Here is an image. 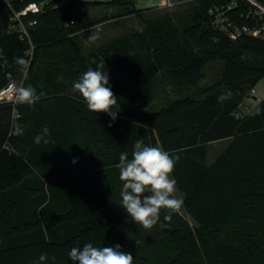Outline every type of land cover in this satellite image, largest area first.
<instances>
[{
	"label": "trees",
	"instance_id": "16d2710c",
	"mask_svg": "<svg viewBox=\"0 0 264 264\" xmlns=\"http://www.w3.org/2000/svg\"><path fill=\"white\" fill-rule=\"evenodd\" d=\"M229 1L195 0L154 14L134 0H0V89L15 81L44 93L33 105L17 102V134L11 103H0V264H39L42 253L45 264H75L70 249L89 242L120 244L133 264H264V98L235 115L264 77V39L232 38L212 24L209 9ZM30 3L43 9L23 17L35 24L22 39L9 26ZM95 4L119 7L115 17L135 16L143 27L83 53L75 35L96 21L78 11ZM246 12L239 4L227 15L239 27L261 25ZM18 57L29 61L26 70ZM212 60L223 64L220 77L198 85ZM98 64L120 106L111 126L72 89ZM159 77L175 97L152 108ZM225 90L231 98L218 102ZM257 107L260 114L250 115ZM45 126L48 143H35ZM226 138L230 144L208 165V144ZM139 139L180 155L173 175L193 225L177 210L167 227L144 229L120 206L116 165Z\"/></svg>",
	"mask_w": 264,
	"mask_h": 264
},
{
	"label": "clouds",
	"instance_id": "9594fccd",
	"mask_svg": "<svg viewBox=\"0 0 264 264\" xmlns=\"http://www.w3.org/2000/svg\"><path fill=\"white\" fill-rule=\"evenodd\" d=\"M95 39V37H93ZM18 65L26 70L29 61L24 57L16 59ZM12 99L19 103L33 105L40 101L43 92L37 93L35 87L17 84L10 85ZM72 89L78 92L87 108L96 113L103 112L110 117L111 122L117 119L120 112L118 97L112 90L109 72L104 70L102 64L89 67L73 83ZM232 93L225 90L218 97V102L230 99ZM261 109L257 107L250 115H259ZM50 129L45 126L36 135L35 143H48ZM180 155L165 150L162 146H152L137 140L133 145L131 158L128 152H122L119 156V179L122 181L120 190V206L135 224L144 229H151L156 225L167 227L165 221H171L172 214L183 206V198L178 197L177 180L173 175L176 163ZM78 158H73L76 163ZM166 214L161 220V210ZM69 258L75 264H133L134 257L129 251L123 249L120 244L114 246H94L93 243H85L82 247H72L68 253ZM48 260L46 253L39 257V264H45Z\"/></svg>",
	"mask_w": 264,
	"mask_h": 264
},
{
	"label": "rangeland",
	"instance_id": "374dc122",
	"mask_svg": "<svg viewBox=\"0 0 264 264\" xmlns=\"http://www.w3.org/2000/svg\"><path fill=\"white\" fill-rule=\"evenodd\" d=\"M50 1V0H48ZM57 6L66 3L68 0H54ZM107 1V0H99ZM135 6L138 9H146L154 7L158 0H134ZM192 2V1H191ZM189 3V2H187ZM186 4V3H185ZM184 4H180L171 10H152L151 13L160 14L165 11L174 12L178 8H181ZM119 7L110 6L108 4H95L79 9L78 13L83 15L85 21L95 23L81 28L76 33V40L81 47L83 53L94 49L96 46L106 42L112 37L127 33L131 30H139L143 27V24L135 16H120L115 17ZM101 18H104L100 21ZM95 37V39H93ZM223 64L218 60H212L205 68L202 80L198 85L206 86L217 80L222 71ZM175 97V92L172 85L162 77H159L155 82V97L152 104V108H158L165 105L167 102ZM264 98V77L254 86V93L243 101L242 105L246 109H250L255 106L259 101ZM17 125V123H16ZM226 145V141L217 142L210 146L207 162L212 160L216 154ZM178 197L184 199V194L178 190L176 193ZM182 210L184 206L181 207Z\"/></svg>",
	"mask_w": 264,
	"mask_h": 264
},
{
	"label": "built area",
	"instance_id": "2783aa9c",
	"mask_svg": "<svg viewBox=\"0 0 264 264\" xmlns=\"http://www.w3.org/2000/svg\"><path fill=\"white\" fill-rule=\"evenodd\" d=\"M191 1H195V0H158L157 4L151 9L171 10L180 4H184ZM239 4H243V6L245 5V8H247V12L246 14H244L247 19L248 18L254 19L255 21H257V19H261V25L260 26L256 25L254 27H250L248 25H242L239 27L236 24H234L233 21L227 15V13L231 12ZM41 9H43L42 4L30 3L27 6L23 7L22 9L18 11H14L11 17V24L9 26V31L17 32L22 39L24 37L29 38V28H31L35 24V21L28 20L25 23L23 21V17L32 13H38ZM209 14L214 15V20L212 24L232 38H235L237 34L243 32L264 39V0H230L225 5H221L220 7L209 9ZM12 83L13 81H9L4 87L0 89V103H11L12 105L11 133L17 134L21 130V126L17 120L20 117V114L15 109L17 102L11 98L13 93H12V89L10 88V85ZM253 93H254V88L251 89L249 93L250 96ZM239 108L240 109H238L235 112L236 116H238L239 114H241L246 110V108H244L242 104L239 106Z\"/></svg>",
	"mask_w": 264,
	"mask_h": 264
},
{
	"label": "crops",
	"instance_id": "0c3cea01",
	"mask_svg": "<svg viewBox=\"0 0 264 264\" xmlns=\"http://www.w3.org/2000/svg\"><path fill=\"white\" fill-rule=\"evenodd\" d=\"M221 141H226V145H224V146L222 147V149L218 152V154H216V156H214V157L212 158V160H209V161L207 162V158H206V162H207L208 165L211 164V163H213V162L218 158V156L224 151V149L230 144V142H231V138H226V139H222V140H218V141H214V142L209 143V144H208V149H207V157H208V155H211V154H209L210 146H211L212 144H215V143H217V142H221ZM211 156H213V155H211ZM178 212H179V213H180L185 219H187L188 222H189L190 224H192V225L194 224V222H193L191 216L189 215V213H188L186 210H182V209L180 208V209L178 210Z\"/></svg>",
	"mask_w": 264,
	"mask_h": 264
},
{
	"label": "water",
	"instance_id": "95a60500",
	"mask_svg": "<svg viewBox=\"0 0 264 264\" xmlns=\"http://www.w3.org/2000/svg\"><path fill=\"white\" fill-rule=\"evenodd\" d=\"M86 1H91V2H94V3L100 2L99 0H86Z\"/></svg>",
	"mask_w": 264,
	"mask_h": 264
}]
</instances>
